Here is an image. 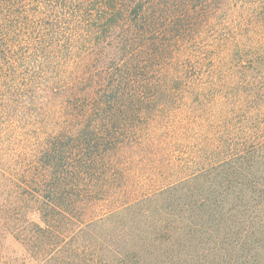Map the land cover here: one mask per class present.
<instances>
[{"label":"trees","instance_id":"obj_1","mask_svg":"<svg viewBox=\"0 0 264 264\" xmlns=\"http://www.w3.org/2000/svg\"><path fill=\"white\" fill-rule=\"evenodd\" d=\"M0 264H264V0H0Z\"/></svg>","mask_w":264,"mask_h":264}]
</instances>
